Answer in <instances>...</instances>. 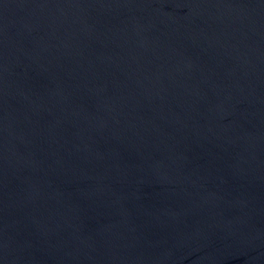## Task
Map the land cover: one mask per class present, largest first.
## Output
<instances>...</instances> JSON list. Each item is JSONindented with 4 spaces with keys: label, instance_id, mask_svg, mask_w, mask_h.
<instances>
[{
    "label": "water",
    "instance_id": "water-1",
    "mask_svg": "<svg viewBox=\"0 0 264 264\" xmlns=\"http://www.w3.org/2000/svg\"><path fill=\"white\" fill-rule=\"evenodd\" d=\"M0 264H264V0H0Z\"/></svg>",
    "mask_w": 264,
    "mask_h": 264
}]
</instances>
